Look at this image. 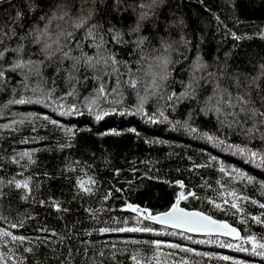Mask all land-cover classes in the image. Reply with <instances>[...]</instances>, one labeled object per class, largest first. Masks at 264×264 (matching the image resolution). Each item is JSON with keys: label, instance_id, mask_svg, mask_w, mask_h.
I'll use <instances>...</instances> for the list:
<instances>
[{"label": "trees", "instance_id": "trees-1", "mask_svg": "<svg viewBox=\"0 0 264 264\" xmlns=\"http://www.w3.org/2000/svg\"><path fill=\"white\" fill-rule=\"evenodd\" d=\"M57 2L0 0V51L5 46L9 49L4 57H0V69H6V64L16 58L14 49L18 44L24 45L25 59L29 58L30 53L37 52L39 45L31 42V36H26L24 40L20 36L33 26L43 27L39 18L45 13L50 14L51 7ZM124 2L139 4L140 0ZM143 2L147 4L151 0ZM115 3L116 0H104L102 5L97 0L100 11L96 19L104 23L105 31L110 22L127 33L129 26L135 24L136 13L131 8L117 11L112 7ZM30 4L34 7H30ZM76 6H80L79 0ZM136 11L138 13L140 9ZM154 11L155 15L143 22L140 33L148 37L145 53L148 56L156 55L152 51L154 48L162 52L160 37L168 38L175 50L169 53L172 62L168 66L169 77L165 93L161 94L163 98H149L143 112L136 111V92L126 86L122 98L116 97L120 103L114 102L111 87L116 86L115 75L102 78L109 95L92 110L87 107L85 98L95 94L99 81L92 78L90 71L85 73L81 69L79 80L72 82L76 84L72 95H65L72 92L71 85L66 82V73L56 72L58 65L54 63L42 69L43 79L29 76L27 87L22 83L24 77L19 70L6 69L5 77L0 78V192L5 193L0 196V228L15 235L30 237L39 244L34 254L23 251L24 247L33 246L28 241L0 247V252L6 254L8 264L20 256L27 257L24 264H36V261L59 264V260L68 255L69 248L72 249L71 264H90L88 258L101 249L104 256H96L95 259L103 264H132L130 256L134 249H141L144 259L151 256V250L147 244L125 242L151 239H161L195 250L186 252L165 245L152 264H173L181 258H185L188 264H233L232 261H225L224 256L243 260L246 264H264V256L240 251L236 247L237 244H244L251 249V244H245L242 240L217 235H192L149 221L143 222L152 224L156 232L98 231L100 227L135 226L132 218L136 214L124 208L125 203L147 207L156 213L166 210L176 200V195L184 191L186 196L188 192L195 195L181 200V206L225 219L240 229L241 236L255 234L258 240L264 242V223L253 220V217H257L264 221V208L260 207L264 203V166L259 161H250L235 150L209 141L203 133L219 136L226 145L247 144L254 150H264V140L259 132L249 140L235 127H221L214 111H201L206 98L213 93V80L218 78L219 73H225L224 77H219L220 82L230 87L233 93L237 89L232 77L246 83V77L250 79L260 74V66L264 64V37L257 33L264 30V0H163ZM17 12L21 13L19 18ZM9 29L16 32L11 39L4 35ZM230 31L236 32L242 39L234 40ZM182 33L190 41L188 46L180 41ZM104 38L109 41L107 47L117 53L118 60L128 61V67L133 70L138 67L136 61L140 59V52L133 51L134 45L115 44L107 33ZM124 38L131 42L135 35L126 34ZM75 40L82 41L83 51L88 55L96 51L89 46L91 39H85L82 31H78ZM71 47L75 48V45ZM72 54L79 55V51L74 50ZM198 54L208 67L195 71V75L201 77L194 89L195 97L169 101L166 93L179 95L189 83L194 71L193 61ZM31 58L44 59L43 55H32ZM70 63L65 60L64 67ZM120 72H126L124 65H120ZM207 73L217 76L209 80ZM257 84L259 89L253 87L252 93L259 106L257 92L264 95V77ZM37 86L54 88L52 98L32 99L41 95L38 89L33 91ZM140 91L143 94L142 87ZM21 96L26 98V102L12 103ZM161 111L168 119L159 115ZM186 120L198 131L191 132L184 125ZM52 121L58 123L53 124ZM66 129H71V133ZM21 153H29L33 163L29 164L27 157H22ZM221 163L226 166L230 176L220 172ZM117 169L120 170L118 173ZM233 169H239L253 180H245ZM77 178L86 186H92L95 194L78 193ZM89 178L95 180L96 184L90 185ZM25 179L31 192L27 199H20L24 191L8 182ZM177 180L182 181L183 188L175 183ZM217 180L227 190L236 191L239 196L237 208L222 203L225 197L219 195L223 190ZM108 190H111V196L102 201L101 197ZM244 196L249 199H243ZM227 199L231 200V197ZM41 200L44 204L40 203ZM253 200L257 203H252ZM52 201H58L61 209L67 211L52 207ZM98 207L104 210L96 213L97 218H92L86 211L87 208ZM21 221L22 226L10 227V223L19 224ZM60 236L64 237L63 243L59 240ZM45 237L50 238L47 243L37 240ZM210 238L234 246L229 248L223 243H208ZM112 245H116V248L113 249ZM9 248L12 249L11 253ZM85 248H88L87 256L84 255ZM111 252H115L114 259L109 254ZM205 252L212 255L204 256Z\"/></svg>", "mask_w": 264, "mask_h": 264}, {"label": "snow or ice", "instance_id": "snow-or-ice-1", "mask_svg": "<svg viewBox=\"0 0 264 264\" xmlns=\"http://www.w3.org/2000/svg\"><path fill=\"white\" fill-rule=\"evenodd\" d=\"M80 6L77 7V0H58L50 9V14L45 13L42 15L39 20L43 22V27L33 26L30 28L29 32L20 36L21 40H24L26 36L32 37V43L39 45L37 52L30 53L29 58L25 59L23 57L24 45L18 44L17 48L14 49L16 52V58L11 62L6 64V69H11L12 71H21L24 79L22 83L27 87V82L29 76L35 75L38 79H43L42 69L47 67L49 63L57 64L56 72L59 73L63 71L66 73V82L70 83L72 92L65 93V95H72L75 92L76 84L72 83L73 81H78L81 69L85 73L91 72L92 78L99 81V87L95 89V94L90 95L85 98V102L89 110L93 109V106H98V102H103L107 99L109 93L103 77L105 75L112 76L115 75L116 86L111 87V95L115 103H120L119 99L116 97L122 98L123 89L125 86L131 88L136 92L138 103L135 105L136 111L143 112L144 104L146 101L154 96H163L162 93H165L167 87L166 81L169 77L168 66L172 62L170 57V52L174 51L172 43L169 42L168 38L160 37V49H153V52H156V55L148 56L145 53L144 46L148 41V37L141 35V29L143 27V22L148 20L149 17L155 15V8L163 3V0H151L150 3H144L143 0H140L139 4L135 3H125L124 0H116V3L112 7L117 11H123L127 8H131L134 13H136V20L134 26H129L127 33H125L122 28H118L116 25L109 22V26L105 31L104 23L101 20L96 19L98 12L100 11L97 7V0H79ZM100 4H104V0H99ZM124 5L121 7V5ZM87 5V7H86ZM30 7L34 5L30 4ZM107 7V6H106ZM137 8L140 11L137 13ZM17 17L21 16L20 12L16 13ZM219 22V17H216ZM171 23V22H170ZM182 24L183 22L180 21ZM54 26V27H53ZM78 31H82L85 39H91L90 47H94L96 51L93 55H88L83 51V44L80 40H75V36ZM110 35L111 41L115 44H128L131 43L134 45L133 51L139 50L140 59L136 61L138 67L133 70L128 67V61H122L117 59V53L114 52L111 48L107 47L109 41L105 40V34ZM135 35V39L131 42L125 40V35ZM231 36L234 40H241L242 37L237 35L236 32L230 31ZM8 39H11L16 35L14 29H9L8 33H5ZM257 35L264 37V30H261ZM180 41L183 45L188 46L190 41L185 39L184 34L180 36ZM2 43V41H0ZM75 45V48L71 45ZM79 51V55H73V51ZM9 52L8 47H4L3 51H0V57H4L5 53ZM32 55H43L44 59H32ZM227 55V53H226ZM71 61L68 67H64V61ZM146 62V63H144ZM120 65H124L126 72H120ZM208 65L202 60V58L197 55L193 61V76L190 79L189 83L184 86V90L177 95L174 92L166 93L167 99L169 101L175 100L179 101L181 98L195 97L196 92L194 91L195 87L198 86L199 79L195 75L196 70H201L207 68ZM261 72L258 76L251 77L250 79L246 77V83H242L238 77H232L234 81V87L237 89L235 93L231 90L230 87L223 85L220 82L219 77H224L225 73L221 72L218 74V78L213 80L214 88L211 96L206 98V104L201 108V111L208 112L214 111L217 114L219 123L221 127L227 125L229 129L237 128L241 130V133L246 136L249 140L253 139L257 132L260 133L261 139L264 140V95H261L260 92H257L259 97V106L257 102L253 99L252 88L255 87L259 89L257 81L264 77V64L261 66ZM6 69H0V78L5 77ZM126 76V78H124ZM214 76H217L215 73H207L209 80H212ZM148 77V79H145ZM87 79V75H85ZM207 82V81H205ZM55 83V81H53ZM143 94H141V89ZM39 90L41 95L38 97H33L32 99L36 100H47L51 99L55 91L54 88H42L37 86L33 91ZM26 98L21 96L19 100H13L12 103H24ZM72 108H75V104L72 105ZM115 110V109H112ZM164 119H168L167 116L161 111L159 113ZM221 117H223L221 119ZM230 118V119H229ZM45 119H48L45 117ZM149 120L152 119L151 116L148 117ZM248 121H251V124H248ZM14 123V122H13ZM53 124H57V121H52ZM184 125L193 133L197 132L198 129L192 127V125L186 120ZM7 127V125H4ZM66 132L71 133V129H66ZM203 135L214 143H217L221 146H226L231 150H235L239 154L247 157L250 161L255 162L259 161L261 166H264V150H254L245 144L241 146L239 144L226 145L224 139H221L219 136L210 135L205 132ZM155 142V141H153ZM22 157H27L28 163H33L32 156L29 153H21ZM211 159L215 160L214 157ZM17 163H19L17 161ZM26 166V165H25ZM195 167H200L196 165ZM219 170L225 176H230V173L226 166L221 163ZM83 171V169H81ZM117 173L120 171L116 170ZM233 172L237 173L238 176L243 177L245 180L251 182L253 177L248 176L239 169H233ZM2 183V182H0ZM8 183H14L17 189H22L24 195H21L20 199H27L28 195L31 192L29 187L28 180H14L9 181ZM176 184L181 185L183 188L182 181H175ZM89 184L95 185L96 181L89 178ZM217 184H220V188L223 190L219 193L220 196L225 197L222 200V203L225 205L230 204L231 208H237V200L239 196L235 190L229 191L226 189L225 185L217 180ZM77 192L80 194H88L89 196L94 195V188L92 186H86V184L79 178H77ZM264 188V185H262ZM111 190H108L106 194L101 197L102 201H106L111 196ZM5 195V193L0 192V196ZM195 193L188 192L187 196H194ZM184 191L179 192L176 195V202L171 205L169 209L163 212H153L147 207H140L139 205L133 203H125L124 208L130 209L136 215L132 218L135 221V226L133 227H100L98 231L100 233L107 232H134V233H152L156 232L157 229L152 224H146L143 221L153 222V224H159L161 226H170L172 229H182L188 232H203L211 235L212 233H217L225 237H233L236 240H242L245 244L250 243L251 249L245 247L244 244H237L236 247L240 251H251L253 255L264 256V242H261L257 239L255 234L252 235H240V232L237 228L230 225L227 221L213 219L211 215H206L202 211L188 210L185 207H180L179 203L181 200L187 199ZM231 197V200L227 199ZM75 198V197H73ZM51 200V197L49 198ZM243 199L247 200L249 197L244 196ZM41 204H44V201H40ZM252 203H257L253 200ZM52 207L56 208L58 211H67V209H61V204L58 201H52ZM217 208L220 207L219 204L216 205ZM261 208H264V203L260 204ZM102 207L96 209L87 208L86 211L92 215V218H97L96 213L103 211ZM7 219V217H2ZM253 220L258 223H264V221L259 220L257 217H253ZM22 221L17 223H10L11 228H16L22 226ZM125 224L128 223L127 220L124 221ZM43 231V229H41ZM181 235L182 233H175ZM190 238V237H189ZM49 237H45L42 240L37 238L40 243H47ZM59 240L63 243L64 237L60 236ZM25 241H28L33 246L24 247L23 251L25 253L34 254L36 249L39 247V244L36 241H33L32 238L26 237L23 235H15L12 231H9L4 228H0V247L7 246L10 243L19 242L23 244ZM204 241H201L203 243ZM208 243H223L225 247H233L232 243L222 242L219 239L213 240L209 239ZM125 243L132 244H147L151 250V256L148 259H144V253L141 249H134L130 259L132 264H152V261L159 255L162 246H167L172 249H184L186 252H193L194 249L184 248L183 245L177 243H168L161 239H151L147 241H127ZM113 249L116 248V245L111 246ZM10 253L12 249L8 250ZM126 251V249H125ZM88 248L84 249V255L87 256ZM103 249L99 251H94L93 257H89L90 264H103L102 261L95 259L96 256H104ZM112 258H115V252L109 253ZM204 256H211L212 253H203ZM6 254L0 252V262L3 264H8V260L5 258ZM10 258V257H9ZM72 258V249H68V255L63 259L59 260V264H71ZM27 259L25 256H20L15 259H12V264H24V261ZM58 259V257H57ZM225 261H232L233 264H246L243 260H234L233 257L224 256ZM36 264H41L40 261H36ZM159 264V262H157ZM173 264H188V261L185 258H181L179 261H174Z\"/></svg>", "mask_w": 264, "mask_h": 264}, {"label": "water", "instance_id": "water-1", "mask_svg": "<svg viewBox=\"0 0 264 264\" xmlns=\"http://www.w3.org/2000/svg\"><path fill=\"white\" fill-rule=\"evenodd\" d=\"M175 202H176V200H175L173 203H175ZM173 203H172V204H173ZM172 204H171V205H172ZM171 205H170L167 209H169V208L171 207ZM179 206H180V207H183V206H181L180 204H179ZM167 209H166V210H167ZM187 209H188V208H187ZM166 210H163V211H166ZM188 210L201 211V210H199V209H188ZM163 211H160V212H163ZM202 212H204V211H202ZM204 213H205V212H204ZM153 214H155V213H153ZM205 214H206V215H209V214H207V213H205ZM212 217H213V216H212ZM213 219L227 221V220H225V219H218V218H215V217H213ZM227 222H228L230 225H232L233 227L237 228L238 231L240 232V235H241V231H240V229H239L238 227H236L235 225L231 224L229 221H227ZM158 225H159V224H158ZM165 227H169V228H171L170 226H165ZM176 230H179V231H181V232H185V233H189V234H192V235H197V236L209 235V234H206V233H203V232H188V231H186V230H182V229H176ZM211 235H217V236L225 237V236L220 235V234H217V233H212ZM226 238L236 240V239L233 238V237H226Z\"/></svg>", "mask_w": 264, "mask_h": 264}]
</instances>
